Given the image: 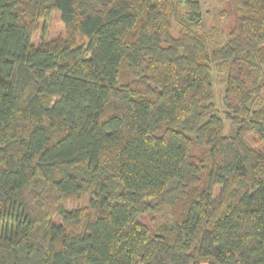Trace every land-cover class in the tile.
Wrapping results in <instances>:
<instances>
[{"label":"trees","instance_id":"trees-1","mask_svg":"<svg viewBox=\"0 0 264 264\" xmlns=\"http://www.w3.org/2000/svg\"><path fill=\"white\" fill-rule=\"evenodd\" d=\"M225 1L0 0V264H264V0Z\"/></svg>","mask_w":264,"mask_h":264},{"label":"rangeland","instance_id":"rangeland-1","mask_svg":"<svg viewBox=\"0 0 264 264\" xmlns=\"http://www.w3.org/2000/svg\"><path fill=\"white\" fill-rule=\"evenodd\" d=\"M202 5L203 20L206 26H218L223 33H226L233 23L235 16L234 7L225 0H198ZM216 88V98L217 102L223 94V84L219 81V77H216L215 81ZM264 150V145L261 146ZM193 153H197V150H194ZM49 202V201H48ZM56 202L55 199H52L50 203ZM65 208L71 210L78 207H84L87 205V196L70 198L64 202ZM53 220L56 223H60L61 219L58 215L53 216ZM145 222L148 223L150 216H145L143 218Z\"/></svg>","mask_w":264,"mask_h":264}]
</instances>
